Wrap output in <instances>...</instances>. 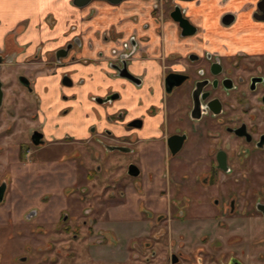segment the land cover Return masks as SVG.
I'll list each match as a JSON object with an SVG mask.
<instances>
[{
    "label": "flooded vegetation",
    "instance_id": "1",
    "mask_svg": "<svg viewBox=\"0 0 264 264\" xmlns=\"http://www.w3.org/2000/svg\"><path fill=\"white\" fill-rule=\"evenodd\" d=\"M98 1L124 7L117 25L97 31L94 40L72 26L67 41L46 54L36 48L23 67L10 49V34L8 49L0 50V79L4 92L7 79L1 72L4 65L14 66L16 81L35 94V72L42 77L55 68L62 75L47 114L31 105L30 121L22 123L29 127L27 141L17 144L19 159L49 146L91 143L102 147L105 158L115 149L132 160L124 177L113 178L107 160L102 163L96 154L93 169L49 176L54 185L46 198L59 193L61 201L49 203L44 223L34 222L42 211L34 207L23 220L14 214L4 224L0 216V264H118V257L124 264H243L228 257L227 239L205 231V221L213 215L223 226L229 214H240L250 178L245 167L264 165V0ZM164 4L168 11L157 12ZM228 5L246 11L221 8ZM95 43L96 59L79 57ZM91 64V79L102 69L106 81L120 82L130 98L105 123L96 120L93 105L112 107L123 94L108 87L104 95L90 93L82 104L88 85L81 73ZM47 93L48 88L41 90L38 100ZM77 156L83 166L82 153ZM9 182H0V207L12 189ZM254 192L253 208L264 226V201ZM20 220L30 225L32 239L21 245L23 251L10 254L6 247H14ZM190 224L193 233L183 229ZM187 243L188 251L183 250Z\"/></svg>",
    "mask_w": 264,
    "mask_h": 264
},
{
    "label": "rangeland",
    "instance_id": "2",
    "mask_svg": "<svg viewBox=\"0 0 264 264\" xmlns=\"http://www.w3.org/2000/svg\"><path fill=\"white\" fill-rule=\"evenodd\" d=\"M8 1L7 3L10 2ZM162 8H164L166 12L169 9L167 5L164 4V6L160 5L159 9L156 8V11L161 12ZM158 14L159 13L156 15ZM166 14L167 13H165V15ZM54 69L55 68H51V73L46 77H36L37 72L32 75L36 92L35 94L28 92L19 81H16V78H19V75L15 73L14 66L4 65L1 72V78H6L7 80L4 82V107L0 119V182L2 179H9L12 188L6 204L0 207V216L3 218L2 220L4 224L5 219L9 216H14V214L15 218L22 219L24 212L32 207L42 210L37 220L34 221L36 224L40 222L44 223L45 219H48L45 209L51 207L49 206V203L55 204L58 201H61L59 193L56 195L53 194L54 198L52 200L46 198L49 195L51 189L50 186L54 185L52 182H49V176L50 178L55 176V174H59V176H62V174L63 176H66L67 174L75 176L79 175L82 169L85 171L93 169V166L97 162L94 156V154H96L98 158L102 159V163L104 159L107 160L105 164L110 168V175H112L113 178L124 177L126 166L132 160V157L125 155L124 151H118L115 149H113L114 152L112 154H109L107 158H105L102 147L100 148V146L91 143L84 144L83 146L77 144L74 146H49L32 153L28 156L27 160L24 158H18V142L27 141L29 127L24 124L22 125V123L27 124L26 119L30 121L29 117L31 116V113L29 112L31 105L32 107L37 108V110L47 114L51 104L56 101L59 95L60 81L59 83L56 82L53 85H49L50 80H53L56 77L59 79L62 76L60 71L54 73ZM12 70H14V72H12ZM22 73L23 71L20 74ZM59 73L60 75L58 77ZM119 83L120 82L114 81L112 78H110L109 81H106L103 76H97L93 84L87 83L88 86L84 88L85 91L83 94L86 98L92 93L94 85L98 89L96 93L100 91L101 95H104L105 90L108 87H113L114 91L123 94V100L115 103L112 107L103 108L93 105L98 110L96 114L97 121L100 120L102 123H105L108 115H112L119 107L127 105V102L130 100L129 94L128 96L124 95L126 94L124 88L121 87L122 89H120ZM44 88H48V93L45 94L44 97H41V101H39L38 94L41 93V90ZM79 151L82 153L83 166L79 165L78 160H81V158H78L77 156V152ZM73 154L74 156H72ZM64 155L67 157L63 160L62 157ZM62 160L64 161L63 164H59ZM245 168L250 170V178L245 179L244 194L246 195L240 197L239 211H241L243 215L241 213L237 214L238 216L236 214H229L227 216V221L224 222L225 225L223 226H217L219 219L212 215L213 217L211 216L210 220L205 221L207 225L205 231L209 230L208 232L212 235V238L222 237L223 240H228V244L225 246L228 257L235 256L242 261L243 264H264V226L259 216L255 213L252 204V202L255 201H253L254 193H256L254 191H257L264 201V165H261L260 167L249 165V167ZM258 169L260 172L258 173V177H256L253 174V171ZM57 186L62 187L64 186V183ZM19 188L20 190H18ZM24 195L26 196V200L23 199V197H25ZM249 198H251L252 201H249V203L244 206L243 201ZM22 220H20V225H17L14 230L15 238H13L12 242L14 247H6L10 254L12 252L20 253V251H23L21 245L32 239V235L29 232L30 225L24 224ZM0 224L2 225V222H0ZM186 228H189L188 230L193 233L195 226L190 224L183 229ZM6 233V230L1 233L2 239L5 237L4 235H6ZM41 238L42 237L36 239L37 242L41 241ZM4 240L6 242V238ZM193 240L194 242L199 243V239L195 235H193ZM216 243L217 242L215 241L211 244L213 252H216L217 250ZM173 248L177 249L178 245L173 246ZM12 249H14V251ZM183 250H189L188 243L186 247H183ZM40 258L41 257L37 255L36 259L35 256H33L32 259L37 261ZM117 261L118 264H124L125 259L118 257ZM75 264H78V262L76 261Z\"/></svg>",
    "mask_w": 264,
    "mask_h": 264
},
{
    "label": "crops",
    "instance_id": "3",
    "mask_svg": "<svg viewBox=\"0 0 264 264\" xmlns=\"http://www.w3.org/2000/svg\"><path fill=\"white\" fill-rule=\"evenodd\" d=\"M7 1L0 0V50L8 49L7 37L14 34V42L10 49L13 47V50H16L15 59L20 67L27 66L26 62L34 55L36 48L43 47L46 54L61 46L68 40L65 33L72 26L79 31H84L86 40H94L97 31H103L118 24V14L120 16L124 9V7L113 8L108 3L98 0L84 7L74 5V0H9V3ZM221 8L237 14L246 11L243 5H228ZM222 42L229 44L230 41ZM98 48L97 43L92 48L84 47L79 57L96 59ZM76 64L77 62L74 65ZM95 68L99 69V67ZM87 69H84L81 74L87 79L88 84H93L96 75L91 79L89 73L94 71V65L91 64V67ZM47 75L48 73H44L45 77ZM97 75L105 76V73H102L100 69ZM56 82L57 77L50 80L49 85ZM97 90L94 85L92 93ZM86 99L82 94L80 97L82 104L88 103ZM117 131L119 133L120 130Z\"/></svg>",
    "mask_w": 264,
    "mask_h": 264
},
{
    "label": "water",
    "instance_id": "4",
    "mask_svg": "<svg viewBox=\"0 0 264 264\" xmlns=\"http://www.w3.org/2000/svg\"><path fill=\"white\" fill-rule=\"evenodd\" d=\"M91 0H75V4L77 6H85L87 5ZM110 1H113V2H119L121 0H110ZM193 33V32H191ZM3 97H4V92H3V88H2V82H1V79H0V108L2 106V103H3Z\"/></svg>",
    "mask_w": 264,
    "mask_h": 264
}]
</instances>
